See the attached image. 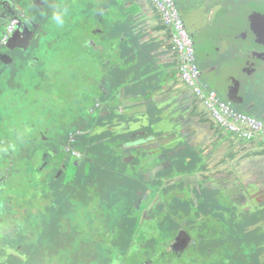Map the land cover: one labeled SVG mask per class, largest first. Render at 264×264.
Returning a JSON list of instances; mask_svg holds the SVG:
<instances>
[{
    "label": "flooded vegetation",
    "instance_id": "af4514ba",
    "mask_svg": "<svg viewBox=\"0 0 264 264\" xmlns=\"http://www.w3.org/2000/svg\"><path fill=\"white\" fill-rule=\"evenodd\" d=\"M130 1L0 0V78H28L23 90L14 81L0 90V264H41L27 245L38 237L41 247L47 234L71 247H48L47 264H240V225L264 205V191L234 168L222 174L220 152L197 165L204 152L180 151L171 131L137 124L122 133L147 119L122 113L136 99L125 81ZM193 2L203 11L196 24L176 6L194 45L205 36L233 49L249 77L235 99L264 118V0ZM55 6L67 9L63 25L52 20ZM176 70L163 83L170 88L174 75L188 90ZM210 171L214 179L196 184Z\"/></svg>",
    "mask_w": 264,
    "mask_h": 264
},
{
    "label": "crops",
    "instance_id": "0c3cea01",
    "mask_svg": "<svg viewBox=\"0 0 264 264\" xmlns=\"http://www.w3.org/2000/svg\"><path fill=\"white\" fill-rule=\"evenodd\" d=\"M113 1L116 6L119 0ZM137 5L141 7L139 16L143 18L144 22L149 24L151 28L150 32L144 34L135 35V22L139 19L136 9L134 6L129 5L127 15V33L129 39V62L130 66L127 71L128 78L125 81H129L128 94L145 95L146 102L149 105V119L157 122L159 114L163 110H167L168 106L160 99L156 103L152 101L154 96L151 95L150 88H158L160 85V79L157 77L158 70L161 68L171 70L177 68L178 74H180L181 59L173 53L174 47L167 45L169 38V29L163 24V18L161 12L155 4L149 3L147 0H140ZM194 0H176V3L180 10L188 13L192 19V23L196 24V19L200 20L199 13L196 6L197 3ZM142 3H144L142 5ZM192 6V8L190 6ZM136 6V4H135ZM203 12V11H202ZM192 15V16H191ZM195 21V22H194ZM152 26V27H151ZM151 35L155 38L148 39ZM143 41L141 43L140 41ZM170 39V38H169ZM172 41V39H171ZM198 44L195 45V56L198 53L200 63H197L201 69V80L203 76L207 77V80L214 88L207 86L210 89L217 91L220 100L229 103L235 110L245 112V106L237 103L236 91L240 90L241 85L249 80V77L242 73L240 68L237 66L235 61V52L229 53L221 52V46L218 44L211 43V40H205V36L198 38ZM156 47V48H155ZM161 49V50H160ZM159 54L158 56L151 57L152 55ZM165 66H169L167 69ZM168 73V71H167ZM164 74V76L167 75ZM161 75V74H160ZM177 78L172 76V86L166 87L165 92L171 91L175 98L176 95L180 96L181 93L191 92L187 97H180L183 100L182 109L185 111L186 123L189 124L188 130H191L192 124L197 129V135L193 138V142L198 145H204L213 141L216 137H219L217 143L218 151L220 152L221 162V173L227 175L229 171L234 170L239 174L240 177H250L249 181L254 183V186L260 190L264 189V133L260 130H250L249 126L243 122L230 119L238 129L234 130L224 123L220 122L218 118L213 114L211 109L207 108L206 105L200 100L193 89L187 84L188 90L182 87L176 80ZM203 82V80H202ZM206 84V83H205ZM191 88V89H190ZM195 95L192 93V91ZM126 92V89H124ZM164 93V91L162 92ZM131 96V95H130ZM159 98L160 94H156ZM132 97H128L130 99ZM160 102L161 104H157ZM180 102V101H178ZM235 104V105H234ZM180 105V104H179ZM158 106L160 108H158ZM250 110V109H249ZM248 113V112H246ZM256 116L254 113H248ZM138 116V115H137ZM138 120L142 121L143 118L137 117ZM146 119V117H145ZM264 121V118L260 117ZM146 124L141 122L135 123L138 127H149L147 119ZM192 122V124H191ZM157 131V129H156ZM182 141L179 144L182 145ZM174 144H177L174 142ZM210 166V164L208 165ZM255 209V208H254ZM240 264H264V213L260 215H253L248 222H242L240 225ZM247 240L252 243V255L245 252L244 242ZM249 261H246L247 259Z\"/></svg>",
    "mask_w": 264,
    "mask_h": 264
},
{
    "label": "water",
    "instance_id": "95a60500",
    "mask_svg": "<svg viewBox=\"0 0 264 264\" xmlns=\"http://www.w3.org/2000/svg\"><path fill=\"white\" fill-rule=\"evenodd\" d=\"M147 1H148V4L149 3L154 4V2L152 0H147ZM130 2H131L130 5L134 6V8L136 9V11H137L136 15H138V17H139V19L135 22L136 27H135L134 34L139 35V34H144L146 32H150L151 28L149 27V24L147 22H144L143 18H141V16H139V14H140L139 10L142 11V9L140 6L137 5V3L141 2V1L140 0H132ZM135 4H136V6H135ZM143 4L144 3H142V5ZM159 12H160V10H159ZM152 38H155V36L151 35L148 39H152ZM139 41H140V39H139ZM140 42L143 43V41H140ZM160 72H161L160 82H158V84L160 86L158 88H150L149 91H150L151 95H154V94L156 95L158 93L160 94L159 98L156 96L155 98L152 99V101L154 103H156L158 101V99H160V100L163 99L161 101L167 102L166 104L168 106H166V107H170V108H168L169 114L166 113V115H163L160 112L159 114H156V116L159 118L158 121L154 122V123L150 121L148 124L151 126V128L154 129V131L156 129H157V131L161 130V129H166L167 131H171L172 135L170 136V138L173 139L176 137L174 139L175 143H179L180 141H183V143H182L183 146L178 147V149L180 151L183 149H191L193 152L203 151L204 153L200 154L202 156V160L199 161L197 165H202L203 163H207L209 165L210 164L209 162H210L212 156L214 154H216V152L218 151V147L216 146L217 145L216 142L218 141L219 137H216L215 139H213V141L206 143L204 145H198V144L193 142V138L197 135V129L194 127V125L191 122L193 128L191 130H188V128L190 126H189V124L186 123V119H185L186 113L182 109L183 100L180 99V97H187V93L186 92L184 94L181 93L180 96L176 95L177 97L175 98V95L171 91L168 90L167 92H165L166 86L163 83L165 81V78L163 77V75L166 73V71L161 68ZM163 91H164V93H162ZM236 93H237V91H236ZM129 97H132V98L136 97V99H130L126 103H124L125 110L122 111V113L123 112H127V113L131 112V113H133L132 115H135V113L137 115H141L143 113V110H144L145 117L147 119H149V112H148L149 105L146 102L145 95H143V94H140V95L132 94ZM178 101H180V102H178ZM242 102L243 101H240V104ZM173 105H176V107H173ZM158 108H160V107L158 106ZM249 109H250V106H247L245 108V112H249ZM139 118H141V117H139ZM182 122H183V124H182ZM134 124H135L134 122H126V124H125L126 128L123 130L122 133L127 134L128 132H131L134 129H136L137 126ZM168 125L169 126L172 125L173 129L169 130ZM260 132L264 133V131H260ZM142 133H144V132H140V134H142ZM136 135H139V133H136V134L133 133L132 135L128 136V139H130L131 137H135ZM120 143H122V140L120 141ZM134 147H136V146H134ZM174 153H177V152H174ZM206 157H208V158H206ZM182 168L176 167L175 171L177 173H179V172L180 173H186V170H184ZM196 169L197 168H193L192 170L195 172ZM209 170H211V169H209ZM214 177H215V174L213 173V171H210L209 174L207 175V177H202V178L196 177V184H199V186H200L201 183L207 182L206 181L207 179L211 180V179H214ZM250 177L249 178L246 177L245 179L247 181H249ZM240 179H241L240 181L243 182V177H240ZM204 185H206V184H204ZM260 190L264 191V189H260ZM243 192H245V190H243ZM258 196H259V194L257 195V197ZM263 209H264V205L260 206V207H256L254 215H257V216L260 215L261 214L260 211Z\"/></svg>",
    "mask_w": 264,
    "mask_h": 264
},
{
    "label": "built area",
    "instance_id": "2783aa9c",
    "mask_svg": "<svg viewBox=\"0 0 264 264\" xmlns=\"http://www.w3.org/2000/svg\"><path fill=\"white\" fill-rule=\"evenodd\" d=\"M160 10L163 19L173 26L172 42L176 50L180 53V76L200 96L207 108L211 109L218 120L230 128L237 130L230 119L237 120L247 124L250 130L264 131V121L256 116L244 111H236L229 103L220 100L218 93L210 89L207 84L201 80V69L196 62L195 45L179 10L176 6V0H152Z\"/></svg>",
    "mask_w": 264,
    "mask_h": 264
},
{
    "label": "rangeland",
    "instance_id": "374dc122",
    "mask_svg": "<svg viewBox=\"0 0 264 264\" xmlns=\"http://www.w3.org/2000/svg\"><path fill=\"white\" fill-rule=\"evenodd\" d=\"M231 5H233V4H231ZM57 7L55 6V8H53V11L56 9ZM196 62L197 63H199V64H201L200 63V59H199V55H198V53L196 54ZM202 80H203V82L204 83H206V84H208L209 85V87H211V88H214L213 86H212V84H210L209 83V81L207 80V77L206 76H203L202 77ZM11 81H14L15 82V84L17 83L18 84V89H21V90H23V89H25V87H26V85H27V82H28V78H26V77H19V78H12V77H9L8 75H6V76H4V77H1L0 78V90L3 92V91H5V90H7L8 89V86H9V84L11 83ZM221 98V97H220ZM235 105V104H234ZM242 109H240V110H236V111H241ZM41 217H45L46 218V216H45V214L44 213H41ZM61 224V223H60ZM51 226V225H50ZM61 228L63 227V225H59ZM56 228H57V226H51V227H49V229H52L53 231H55L56 232ZM70 227H68V228H66L67 230L69 229ZM48 230V229H47ZM46 230V231H47ZM61 232H66V231H61ZM69 232V231H68ZM43 232H40V234H42ZM67 233V232H66ZM58 236L59 235H56V234H47V237L45 238H43L42 239V246L40 247L38 244H37V242H35L36 240H38V237H35V238H32V240H29L28 241V245L27 246H31V251L33 252V254H36V258H37V260L39 261V262H41V264H47L45 261H46V256H47V254L45 253V251H46V249L49 247V248H51V249H53V250H55V251H58V252H60V250H63V249H70L71 247L69 246L68 248H67V245L64 243V241L63 240H61V239H58L57 240V238H58ZM248 243V241L247 240H245V242H244V245H245V247H246V244ZM27 249V248H26ZM53 255H55L54 253H53ZM11 261H13L14 262V264H16L17 263V261H18V263L19 264H31L30 262H27V261H24V259H19V258H16V257H13V256H11ZM17 263V264H18ZM71 264H75V263H71Z\"/></svg>",
    "mask_w": 264,
    "mask_h": 264
},
{
    "label": "clouds",
    "instance_id": "9594fccd",
    "mask_svg": "<svg viewBox=\"0 0 264 264\" xmlns=\"http://www.w3.org/2000/svg\"><path fill=\"white\" fill-rule=\"evenodd\" d=\"M67 13L66 8H56L53 13H52V20L57 24V25H63L64 23V17Z\"/></svg>",
    "mask_w": 264,
    "mask_h": 264
}]
</instances>
